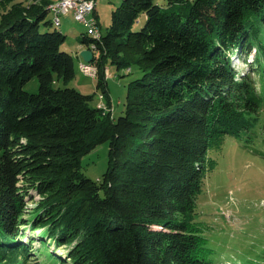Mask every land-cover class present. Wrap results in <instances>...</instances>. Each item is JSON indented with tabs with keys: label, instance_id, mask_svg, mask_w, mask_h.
<instances>
[{
	"label": "trees",
	"instance_id": "1",
	"mask_svg": "<svg viewBox=\"0 0 264 264\" xmlns=\"http://www.w3.org/2000/svg\"><path fill=\"white\" fill-rule=\"evenodd\" d=\"M48 2L0 17V258L10 251L6 262L20 264L18 252L40 250L24 240L28 227L45 249L74 243L71 264H216L197 202L216 164L209 150L264 103V0H123L106 34L80 42L96 46L107 98L108 66L142 70L118 118L68 86L75 60L49 29ZM253 49L261 85L231 60ZM33 77L37 92L25 89ZM106 141L109 165L94 180L82 158Z\"/></svg>",
	"mask_w": 264,
	"mask_h": 264
},
{
	"label": "rangeland",
	"instance_id": "2",
	"mask_svg": "<svg viewBox=\"0 0 264 264\" xmlns=\"http://www.w3.org/2000/svg\"><path fill=\"white\" fill-rule=\"evenodd\" d=\"M30 3L36 0H12L9 3L0 0V17L4 11L18 2ZM56 3L58 0H48ZM123 0H96L95 11L88 15L98 21L99 28L106 34L112 21V11ZM36 3V2H34ZM48 6V5H47ZM61 25L57 26L53 20L54 15L48 12L47 20L53 24L49 29H58L66 35L63 49L74 56L76 76L68 86L74 87L85 94L93 95L91 105L98 102L97 77H90L80 69V60L77 47L86 36H93L85 22H81L73 11L61 15ZM141 15L134 26L139 30L145 23ZM89 32V33H88ZM88 48V47H87ZM232 63L241 73L251 72L258 85L261 80L254 71L259 68L256 63L255 49L244 57L234 54ZM142 70L138 65L118 69L115 65L108 66L106 80L108 83L109 97L105 94V102L112 108L115 118L124 114L126 109V94L131 80L141 77ZM39 81L33 77L25 84L29 92H37ZM250 127L237 134L224 136L220 146L209 150V158L215 160V166L207 172L201 193L197 202L196 221L208 239V245L214 251L216 264H264V103L259 114L251 115ZM109 143L103 142L82 158V170L90 178L98 180L106 172L109 165ZM38 196L36 195L34 200ZM27 206L34 208L36 201L27 198ZM31 212L25 216L28 217ZM25 230L24 240L33 238V245L40 248L25 257L23 252H18L16 257L20 264H71L69 252L74 243L63 244L55 247L54 242L48 243L49 249L42 245L43 237L40 230L33 232L30 228ZM55 254L54 260L49 253ZM57 254V255H56ZM0 256L2 254L0 253ZM13 254L8 251L5 258H0V264H8L6 260ZM25 257V258H24ZM61 258L62 261H58ZM53 260V261H52Z\"/></svg>",
	"mask_w": 264,
	"mask_h": 264
},
{
	"label": "built area",
	"instance_id": "3",
	"mask_svg": "<svg viewBox=\"0 0 264 264\" xmlns=\"http://www.w3.org/2000/svg\"><path fill=\"white\" fill-rule=\"evenodd\" d=\"M96 8V0H60L57 3V13H53L55 22L56 17H61L62 14H66L69 11H73L74 16L80 20L81 22H85L87 27L100 35V28L98 25V21L95 17L91 20L87 19L88 15L93 13ZM93 53L96 51V46L93 44V48H90ZM83 67L85 68L86 72H88V76L90 77H97L98 74V67L92 62H84ZM129 70L131 68H128ZM97 104H102V112L106 114L109 111H112L113 107H110L105 102V93L98 92V102Z\"/></svg>",
	"mask_w": 264,
	"mask_h": 264
},
{
	"label": "bare ground",
	"instance_id": "4",
	"mask_svg": "<svg viewBox=\"0 0 264 264\" xmlns=\"http://www.w3.org/2000/svg\"><path fill=\"white\" fill-rule=\"evenodd\" d=\"M60 2V0H58V2H56V3H49L48 2V6H47V9L50 11V12H52V13H57V3H59ZM61 17H56V19H55V24L57 25V26H60L61 25V19H60ZM89 28V27H88ZM89 32L94 36V37H96V38H101V35H102V32H101V30H100V35L98 34V33H96V32H94V31H91V29L89 28ZM88 32V33H89ZM84 62H86V61H84V60H81V62H80V69L82 70V72L84 73V74H86V75H88V72H86V70H85V68L83 67V63ZM97 107L98 108H100V109H102V104H97Z\"/></svg>",
	"mask_w": 264,
	"mask_h": 264
},
{
	"label": "water",
	"instance_id": "5",
	"mask_svg": "<svg viewBox=\"0 0 264 264\" xmlns=\"http://www.w3.org/2000/svg\"><path fill=\"white\" fill-rule=\"evenodd\" d=\"M79 55L86 62H92L94 59V53L90 48L82 49Z\"/></svg>",
	"mask_w": 264,
	"mask_h": 264
},
{
	"label": "crops",
	"instance_id": "6",
	"mask_svg": "<svg viewBox=\"0 0 264 264\" xmlns=\"http://www.w3.org/2000/svg\"><path fill=\"white\" fill-rule=\"evenodd\" d=\"M84 48H87L86 46H83L81 43H79L78 47H77V55H79L80 51ZM81 57H79V60L81 61Z\"/></svg>",
	"mask_w": 264,
	"mask_h": 264
}]
</instances>
